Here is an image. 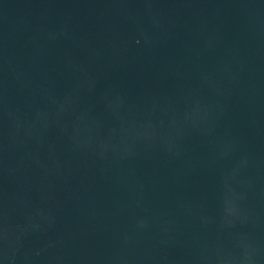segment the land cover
<instances>
[{
    "label": "water",
    "instance_id": "water-1",
    "mask_svg": "<svg viewBox=\"0 0 264 264\" xmlns=\"http://www.w3.org/2000/svg\"><path fill=\"white\" fill-rule=\"evenodd\" d=\"M0 264H264V0H0Z\"/></svg>",
    "mask_w": 264,
    "mask_h": 264
}]
</instances>
